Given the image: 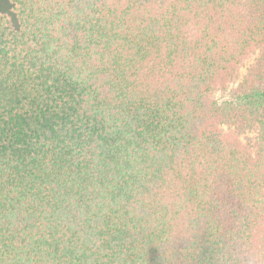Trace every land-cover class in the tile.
<instances>
[{
	"label": "trees",
	"instance_id": "1",
	"mask_svg": "<svg viewBox=\"0 0 264 264\" xmlns=\"http://www.w3.org/2000/svg\"><path fill=\"white\" fill-rule=\"evenodd\" d=\"M263 258L264 0H0V264Z\"/></svg>",
	"mask_w": 264,
	"mask_h": 264
},
{
	"label": "rangeland",
	"instance_id": "2",
	"mask_svg": "<svg viewBox=\"0 0 264 264\" xmlns=\"http://www.w3.org/2000/svg\"><path fill=\"white\" fill-rule=\"evenodd\" d=\"M249 66H250V61H247L245 63V65L241 69V78L246 73V71H247V69H248ZM262 264H264V258H263Z\"/></svg>",
	"mask_w": 264,
	"mask_h": 264
}]
</instances>
